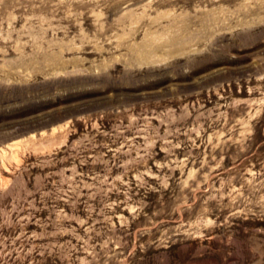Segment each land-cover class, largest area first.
<instances>
[{
    "label": "rangeland",
    "instance_id": "obj_1",
    "mask_svg": "<svg viewBox=\"0 0 264 264\" xmlns=\"http://www.w3.org/2000/svg\"><path fill=\"white\" fill-rule=\"evenodd\" d=\"M0 264H264V0H0Z\"/></svg>",
    "mask_w": 264,
    "mask_h": 264
}]
</instances>
